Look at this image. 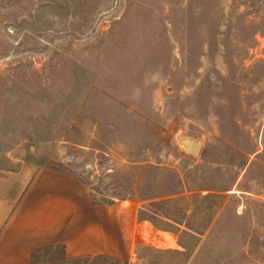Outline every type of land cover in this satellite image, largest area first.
<instances>
[{
    "label": "rangeland",
    "instance_id": "rangeland-1",
    "mask_svg": "<svg viewBox=\"0 0 264 264\" xmlns=\"http://www.w3.org/2000/svg\"><path fill=\"white\" fill-rule=\"evenodd\" d=\"M23 162L177 235L131 264H264V0H0V168Z\"/></svg>",
    "mask_w": 264,
    "mask_h": 264
},
{
    "label": "crops",
    "instance_id": "crops-1",
    "mask_svg": "<svg viewBox=\"0 0 264 264\" xmlns=\"http://www.w3.org/2000/svg\"><path fill=\"white\" fill-rule=\"evenodd\" d=\"M141 202L96 199L78 177L23 162L0 168V264H29L63 245L69 259L107 255L131 264L141 246L177 248V235L140 215Z\"/></svg>",
    "mask_w": 264,
    "mask_h": 264
},
{
    "label": "trees",
    "instance_id": "trees-1",
    "mask_svg": "<svg viewBox=\"0 0 264 264\" xmlns=\"http://www.w3.org/2000/svg\"><path fill=\"white\" fill-rule=\"evenodd\" d=\"M58 250L61 251V253H62L61 256H59V254L56 255ZM95 257L107 259L114 264H120V262H121L117 258L107 256V255H99V256H95ZM80 259H85V257L74 259V261H77ZM67 261H71V260H69V258H67V256H66L65 247L63 245L59 244L56 246L44 247V248H41V249L34 251L33 254L31 255V259H30L29 264H52V263L67 262Z\"/></svg>",
    "mask_w": 264,
    "mask_h": 264
},
{
    "label": "water",
    "instance_id": "water-1",
    "mask_svg": "<svg viewBox=\"0 0 264 264\" xmlns=\"http://www.w3.org/2000/svg\"><path fill=\"white\" fill-rule=\"evenodd\" d=\"M180 141L187 152L192 153L194 156H198L201 153L203 147V141L201 139L187 138L181 139Z\"/></svg>",
    "mask_w": 264,
    "mask_h": 264
}]
</instances>
